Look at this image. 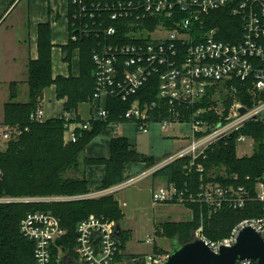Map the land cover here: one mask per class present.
I'll list each match as a JSON object with an SVG mask.
<instances>
[{"label":"trees","instance_id":"trees-1","mask_svg":"<svg viewBox=\"0 0 264 264\" xmlns=\"http://www.w3.org/2000/svg\"><path fill=\"white\" fill-rule=\"evenodd\" d=\"M118 1L121 0H68L71 36L64 49L68 53V60L73 50H79V76H53L52 27L50 22H44L38 26V57L28 63L27 100H18L17 82L10 84V96L5 104L4 121L0 123V127L8 126L14 132L8 139L5 150H0V198L33 200L0 203V264H36L34 242L25 238L20 231L22 219L30 212H51L60 218L63 228L66 229L65 236L57 240L53 248L54 260L57 259L59 247L74 250L77 225L90 215L119 223L124 214L114 194L87 197L91 193L85 175L87 165H105L106 175L102 189H108L130 179L128 164L143 162L149 168L162 159L133 149L128 139L117 133H114L111 140L109 158H88L84 155L88 144L104 128L120 120V116L131 106V100L126 102L119 98L107 99L105 107L109 114L108 119H92L90 129H77L76 142H66L64 139L71 123L66 117L47 118L44 121L32 118L41 106L44 91L51 85L56 86L58 99L65 100V112L77 109L82 103L94 101L97 89L93 52L105 41V30L110 26L119 30L110 38L126 42L123 33L127 29L123 28L124 25L119 27L104 7L107 3ZM83 8L86 10L84 15L81 14ZM203 19L207 28L219 30L220 39L231 42L241 39V21L229 6L212 10ZM146 26L152 28L154 24L147 23ZM77 30L82 32L76 33ZM232 86L236 89L235 92L232 91L235 95H227L225 90L231 89ZM136 97H140L142 101H156L161 105L155 77L149 79ZM260 99H264V92ZM219 100H222L227 108L234 100L249 108L256 104L250 88L239 80H232L210 86L197 107L212 108L218 105ZM204 117L214 122L219 119L213 109ZM240 134L253 140L255 150L252 156H238L236 136ZM236 136L211 145L205 154L196 160L195 166H189L190 157L186 156L153 174L163 178L168 184L175 183L186 197L190 193H198L202 186L217 184L226 191L225 193H229L231 187L236 190L243 187L246 191L244 197L248 198L241 208L225 205L218 210L199 201H186L183 206L191 210L192 220L162 224L164 234L171 240L179 244L189 242L192 239L191 231L198 227L201 217L206 237L210 240H221L228 237L232 229L244 219L263 216L264 201L256 199V183H264V120H249ZM197 164L204 166L203 172L197 170ZM217 168L220 170H216ZM68 172H72V175H68ZM124 233L122 230L120 236L123 245Z\"/></svg>","mask_w":264,"mask_h":264},{"label":"built area","instance_id":"built-area-1","mask_svg":"<svg viewBox=\"0 0 264 264\" xmlns=\"http://www.w3.org/2000/svg\"><path fill=\"white\" fill-rule=\"evenodd\" d=\"M225 6H229L241 21V39L237 42L220 39L217 28H207L204 24L203 17L207 13ZM104 7L119 27L124 25L123 28L127 29L123 33L126 42L112 40L110 37L119 30L110 26L105 30V41L93 52L97 89L94 101H107L109 98L131 100L129 109L110 126L115 132L120 124L132 122L139 132L148 133L155 123L164 131L174 123H189L188 137L192 140L186 147L167 155L142 173L108 189L90 193L87 197L113 194L182 157H190L189 166H195L196 160L211 145L230 140V135L235 138L236 133L251 119L264 120V99H260L264 92V0H121L107 3ZM85 11V8L81 9V14L84 15ZM147 23L154 26L149 28ZM164 32L168 33L167 37L153 39L156 34ZM151 77H155L161 105L156 101L135 98ZM232 80L245 83L256 104L249 108L242 102L234 101L227 114L219 115L218 121H209L204 116L211 109L218 113H223L224 109L197 107L198 103L206 96L210 86ZM232 89L235 87L232 86ZM240 108L246 111L241 113ZM108 117L106 107L100 106L93 119L105 121ZM32 118L39 121L46 119L42 106ZM90 127V120L69 123L65 141L76 142V130ZM12 132L14 130L8 126L0 127V135L6 140ZM247 138L243 134L236 136L237 141ZM196 167L199 172L204 171L201 164ZM260 185L264 187L263 182ZM229 190L225 193L219 185L208 184L202 186L198 193H190L186 197L175 183H167L153 189L152 202L154 207L161 203L184 205L186 201H199L214 206L215 210L225 205L243 207L248 199L244 197L245 189L231 187ZM256 199L264 201V195L257 193ZM32 200L6 197L0 198V203ZM202 218L198 227L192 230V239L199 237L215 252L222 246L233 245L245 226L254 227L264 239V214L239 222L230 235L221 240L206 237ZM117 225L115 220L90 215L77 225L74 250L59 247L55 260L53 248L56 241L67 233L59 217L51 212H30L22 219L20 231L34 242L36 264L166 263L170 251L163 249L144 255L123 253ZM148 241L153 242L154 238ZM237 264L255 263L244 260Z\"/></svg>","mask_w":264,"mask_h":264},{"label":"crops","instance_id":"crops-1","mask_svg":"<svg viewBox=\"0 0 264 264\" xmlns=\"http://www.w3.org/2000/svg\"><path fill=\"white\" fill-rule=\"evenodd\" d=\"M68 12V0H0V86H7L4 89L5 95H7L6 99L10 96V84L14 81L17 82L15 80L17 74L23 78L21 80L23 86L27 84L28 63L38 57V26L40 23L50 22L52 27L53 76H79V50H73L68 60V53L64 49L71 36ZM26 73L27 76L25 77ZM23 89L21 87V91H19L21 96L25 95ZM7 102H4L0 123L4 121ZM64 103L65 100H60L57 97L56 86L51 85L44 91L40 105L43 107L46 119L66 117L72 124L95 118L98 112L95 107L96 104L101 107L107 105V101L104 100L86 102L92 107L85 114L82 107L86 103L80 104L77 109L70 112H65ZM163 131L158 123L153 124L148 133L139 132L136 124L132 122L120 124L115 132L111 126H108L88 144L85 156L97 159L109 158L114 133L126 137L133 149L155 158L176 153L175 150H178L176 149L177 143L166 138L177 137L179 130L175 129L171 136H164ZM133 166H136L135 170L132 169ZM127 169L130 176H136L145 171L147 167L143 162H132L128 164ZM85 175L91 193L103 190V180L106 175L105 165L89 164L85 168ZM155 185L154 183L152 189L156 187Z\"/></svg>","mask_w":264,"mask_h":264},{"label":"rangeland","instance_id":"rangeland-1","mask_svg":"<svg viewBox=\"0 0 264 264\" xmlns=\"http://www.w3.org/2000/svg\"><path fill=\"white\" fill-rule=\"evenodd\" d=\"M167 36L168 33L166 32H164L163 34L158 33L153 37V39H160L161 37ZM26 76L27 73L25 74V77ZM22 79L23 78L20 77V74H17V76L15 77V80L17 81V89L21 91V87L24 88L23 91L25 92V95H19L18 97V100L23 101L27 99L28 93L26 92V90L28 89V86L26 83V86H23V83L21 81ZM6 88L7 86L5 85L0 86V118H2L4 102L8 101L9 99H6L7 95H5L4 91V89ZM228 90H231V92H228ZM232 91L235 92L236 89H226L225 93H227V95H235L232 94ZM4 97L5 99L3 100ZM91 107L92 106L89 103L84 104L82 107V109L84 110L83 112L86 114L88 109H90ZM95 107L98 111L100 106L96 104ZM212 108H218L219 110L224 109L223 113L215 112V114L219 116L227 114L229 107L227 108L225 106V103L222 102V100H219L218 105H215ZM175 129L179 130V133H177V137L166 139L174 140L177 143L176 149L178 150H175V152H177L180 149L186 147V145L189 144L192 139L188 137L190 131L189 123L172 124L171 127H168L167 130L163 131L164 136H171L172 132ZM7 142L8 140L4 139V137L0 135V150H5ZM167 144L169 145L168 142ZM146 145L148 146L147 142ZM174 145L176 146L175 143ZM254 150L255 145L250 137H248L245 141H237L236 143V151L239 157L252 156ZM159 158L163 159L165 158V156ZM132 169L135 170L136 166H133ZM216 170H220V168H217ZM68 175H72V172H70ZM132 177L133 176H130V178ZM154 183L156 184V187L167 185L166 181L163 178L151 175L138 181L135 184H131L123 188L122 190L113 193L115 198L118 200L120 208L122 209V212L124 214L119 221L122 230L125 231L123 236V239L125 240V245L124 247H122L123 253L144 255L153 253L158 249L171 251V239L164 234L162 224L164 222H186L192 220L193 214L191 210L187 209L183 205L161 203L154 207L152 202V188ZM256 191L258 194L264 195V187L260 185V182L256 183ZM153 238V242L148 241Z\"/></svg>","mask_w":264,"mask_h":264},{"label":"water","instance_id":"water-1","mask_svg":"<svg viewBox=\"0 0 264 264\" xmlns=\"http://www.w3.org/2000/svg\"><path fill=\"white\" fill-rule=\"evenodd\" d=\"M245 111V108H240L241 113ZM232 138L233 135H230L229 139ZM117 230L122 233L119 223ZM171 244L172 249L165 264H237L244 260L264 264V239L252 226L242 228L236 242L231 246H222L218 252L213 251L199 237L185 244L171 240Z\"/></svg>","mask_w":264,"mask_h":264}]
</instances>
